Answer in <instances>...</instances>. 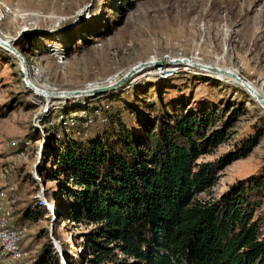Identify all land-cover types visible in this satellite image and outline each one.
<instances>
[{"label": "rangeland", "instance_id": "374dc122", "mask_svg": "<svg viewBox=\"0 0 264 264\" xmlns=\"http://www.w3.org/2000/svg\"><path fill=\"white\" fill-rule=\"evenodd\" d=\"M3 37L20 50L32 80L57 93L48 99L33 92L21 59L0 41V202L12 223L33 203H49L39 220L14 223L22 230L17 264H36L49 241L59 264H68L67 253L93 264L81 247L97 224L57 219L51 205L56 209L59 180L38 169L45 145L56 139L105 137L124 122L153 145L160 118L205 107L220 117L205 131L226 129L227 136L197 161L218 160L256 132L260 138L249 155L226 162L216 184L199 196L219 197L264 171V105L253 92L212 71L167 61L230 68L264 97V0H0ZM150 61L155 64L131 75ZM112 78L117 84H109ZM95 86L108 88L82 94Z\"/></svg>", "mask_w": 264, "mask_h": 264}, {"label": "trees", "instance_id": "16d2710c", "mask_svg": "<svg viewBox=\"0 0 264 264\" xmlns=\"http://www.w3.org/2000/svg\"><path fill=\"white\" fill-rule=\"evenodd\" d=\"M214 112L202 107L160 118L153 145L124 122L109 136L45 145L42 164L53 166L38 169L59 180L57 219L97 224L81 247L93 264H264V171L219 197L199 196L226 162L249 155L260 138L256 132L218 160L197 161L227 136L226 129L205 131L220 118ZM46 210L33 203L19 223L39 220ZM117 249L132 263L119 259ZM53 252L49 241L36 264H59ZM66 256L68 264H84L83 255Z\"/></svg>", "mask_w": 264, "mask_h": 264}, {"label": "bare ground", "instance_id": "6f19581e", "mask_svg": "<svg viewBox=\"0 0 264 264\" xmlns=\"http://www.w3.org/2000/svg\"><path fill=\"white\" fill-rule=\"evenodd\" d=\"M1 41V45L4 44L6 45H14L13 44V40L12 39H8V38H0ZM3 45V46H4ZM167 61L169 62H175V63H181L184 62L186 65H189L190 67H196L197 69H203L206 71H212L211 68H217V72L212 71L213 73L217 74V76L219 75L220 77H224L226 79H229L232 82H238L240 83L242 86H244L247 89H250L251 91H253L254 93H256V95L260 94L262 97V93L260 92V90L254 86H252L251 83L246 82L243 83L242 81H240L237 78H234V73L236 74L237 71L232 70L230 68H225L223 66L218 65H211V64H205V63H201V62H196L195 59L193 60H189V59H183L181 57V59H168ZM155 64V62L150 61L147 62L145 64H141L138 66H135L133 68L130 69V73L131 75L135 74L138 70H141L142 68H145L146 66L149 67L151 65ZM30 65L28 63L25 64L23 71V76H26L27 80H29V87L33 90V92H35L36 94H40L43 95L45 97H47L48 99L54 98L55 96H57V93H52L46 90L45 87L38 85L35 81L32 80V72L31 69L29 67ZM44 75V73L41 70L35 71V76H37L39 79H42V76ZM37 78V79H38ZM112 81H110V85H114L117 84V80L116 79H111ZM113 87V86H112ZM100 87L95 86L92 87L91 89L82 91V94H91L92 91L98 89ZM62 97H67V96H71L70 93L67 92H63L61 93ZM254 96V95H253ZM258 99V98H257ZM262 103L264 104V97L262 98ZM41 179V177H39V180ZM4 198V196H2ZM1 197V198H2ZM42 204H49L47 203V201L42 200ZM53 211L55 210L54 206L51 205ZM0 212L2 214L1 218H0V264H17V262L20 260V256H21V243H20V237H21V233L22 230L19 229L17 227L16 224L10 222L8 216L5 213V205L0 202Z\"/></svg>", "mask_w": 264, "mask_h": 264}, {"label": "water", "instance_id": "95a60500", "mask_svg": "<svg viewBox=\"0 0 264 264\" xmlns=\"http://www.w3.org/2000/svg\"><path fill=\"white\" fill-rule=\"evenodd\" d=\"M6 46H8V47H10V48H12V50H13V52L21 59V61H22V64H23V66L25 67V58H24V56L22 55V53L20 52V50L18 49V48H16V47H14V46H12V45H6ZM24 69V68H23ZM211 70L212 71H216L217 72V68H214V67H212L211 68ZM126 78V77H125ZM125 78H123V79H125ZM234 78H237V79H239L240 81H242L243 83H246L247 81L246 80H244V79H242L241 78V76L238 74V73H234ZM108 87H101V88H98L97 90L98 91H102V90H106ZM253 92V91H252ZM253 95H254V97L256 96L258 99H259V101L262 103V96L260 95V94H258V95H256V93H254L253 92ZM263 104V103H262ZM264 105V104H263Z\"/></svg>", "mask_w": 264, "mask_h": 264}, {"label": "crops", "instance_id": "0c3cea01", "mask_svg": "<svg viewBox=\"0 0 264 264\" xmlns=\"http://www.w3.org/2000/svg\"><path fill=\"white\" fill-rule=\"evenodd\" d=\"M3 184V183H2ZM2 184H0V186H2ZM1 188V187H0ZM0 214H1V212H0ZM12 221H14V223H19L20 222V220H19V217H17L16 219H13L12 218ZM27 261V260H26ZM26 261H25V263H26Z\"/></svg>", "mask_w": 264, "mask_h": 264}]
</instances>
